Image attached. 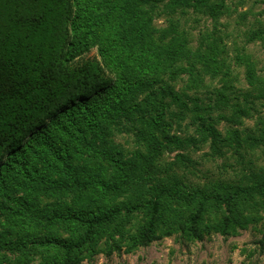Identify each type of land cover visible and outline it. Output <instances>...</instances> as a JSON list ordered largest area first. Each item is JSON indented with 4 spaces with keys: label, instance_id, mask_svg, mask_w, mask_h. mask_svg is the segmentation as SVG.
<instances>
[{
    "label": "trees",
    "instance_id": "16d2710c",
    "mask_svg": "<svg viewBox=\"0 0 264 264\" xmlns=\"http://www.w3.org/2000/svg\"><path fill=\"white\" fill-rule=\"evenodd\" d=\"M233 3L0 0V194L14 182L47 185L61 194L77 189L82 195L79 200L94 194L93 204L103 203L111 194L125 196L98 214L60 206L51 207L48 218L38 208L12 211V225L0 231V264H12L8 255H22L27 261L16 264H29L33 253L44 256L38 264H81L79 254L85 250L94 255L103 239L109 255L120 253L122 247L132 253L165 236L179 235L192 242L213 234L238 237L241 230L259 222L240 205L264 197V174L255 172L253 163L239 151L235 150L236 161L247 184L213 180L194 185L188 172L196 168L188 153L158 165L172 149L190 144V139L173 131L187 118L203 137L217 138L211 112L231 105L234 114L242 117L244 103L251 106L249 110L255 103L254 94H247L243 106L230 104L231 35L228 25L220 27ZM178 8L182 14L192 9L213 22L212 30L200 33L196 47L191 46L190 33L181 28L179 18L172 16ZM162 17L168 23L164 30L154 25ZM258 37L256 32L251 41ZM233 52L234 63H246L248 79L259 84L249 57L238 46ZM257 124L264 135V121ZM121 132L135 133L140 142L131 157L109 149L108 137ZM230 134L239 137L238 131ZM217 150L214 145L213 154ZM85 153L95 166L108 163L113 181L78 179L74 160ZM262 203L264 209V199ZM15 215L28 219L31 229L36 223L38 236L25 229L28 237L14 238ZM135 218L141 222L130 232L127 225ZM55 227L63 228L69 237H56ZM259 245L264 250V235Z\"/></svg>",
    "mask_w": 264,
    "mask_h": 264
},
{
    "label": "rangeland",
    "instance_id": "374dc122",
    "mask_svg": "<svg viewBox=\"0 0 264 264\" xmlns=\"http://www.w3.org/2000/svg\"><path fill=\"white\" fill-rule=\"evenodd\" d=\"M231 1H228L230 4ZM231 12L227 13L221 19V27L225 28L228 25V32L231 38L228 40L230 54L229 63L232 71L231 80L228 84L231 87L232 100L230 104L242 103L245 95L254 94L255 100L252 109L251 106H245V115L237 117L234 114V109L231 105H226L222 109L219 108L211 112L214 118L213 124L219 137H203L199 132L197 125H190V119L187 118L182 122L181 128L174 127L173 131L182 139H190V144H186L183 149H172L166 153L158 165H165L175 161L178 153H188L190 159L194 161L193 173L188 172V179L194 185H206L208 182L216 180L230 184L245 183L247 180L245 174H242L241 168L237 163V153L247 158L253 164L250 166L255 172H262L264 174V135L261 132V126L257 124L260 120L264 121V0H234L231 5ZM179 18L181 28L186 29L190 33L191 46L196 47L200 33L206 29H213L212 20L202 14L193 12L192 9L182 14L181 8H178L177 13L172 15ZM154 25L160 30L168 27V23L164 17L155 20ZM223 31V30H222ZM258 32V39L251 41L252 36ZM236 43L239 47L240 53L249 57L250 68L256 69V75L259 77L260 83L253 85L248 79L246 63L241 62L240 65L234 63L235 53L233 52ZM96 55V52L91 54ZM208 78V77H207ZM210 82V79H207ZM216 83L218 81H215ZM258 94H263L257 98ZM214 113V114H213ZM220 115V117H218ZM208 115V114H207ZM211 116V117H212ZM216 119V120H215ZM202 124V122H201ZM262 125V124H261ZM201 128V127H200ZM238 131L239 137L234 138L230 132ZM263 131V129H262ZM205 138V139H203ZM252 138L254 145L252 143ZM257 140V141H255ZM109 149L115 151L120 149L122 153L131 157L133 153L140 149V142L135 133L121 132L120 134H113L108 137ZM217 146L218 153L212 151V147ZM247 162V164H248ZM77 166L78 179L82 182H88L97 177H102L105 181H113V175L108 163L102 162L103 167L95 166V162L88 153L81 154L80 157L74 160ZM59 179L60 175H54ZM29 184L7 183L0 194V203L3 204L0 209L2 227L0 231L6 232L12 225L11 215L12 211H17L19 208L35 209L42 213H46L45 218L50 216L49 209L54 206H60L62 210L67 208H75L74 212L88 211L97 213L111 203L115 204L125 199L121 193L111 194L101 204H93L95 198L94 194H89L83 200H79L82 195L77 189L70 192L58 193L59 191L49 190L47 185H33ZM21 198H23L21 200ZM264 197H257L254 202L247 204L244 207L240 205L245 214L249 218L255 217L259 222L250 224L248 229L241 230L238 237L225 239L220 235L207 236L203 241H186L180 239L179 235L170 237H163L155 241L148 247L137 248L132 253L126 252V247H122V251H113L111 255L108 253V245L103 239L95 249L96 253L90 255L88 251H83L79 254L81 264H264V250L261 249L259 241L264 235L262 226L264 224ZM76 202L78 204H75ZM18 208V209H16ZM72 208V209H73ZM70 209V210H72ZM73 211V210H72ZM64 212V211H63ZM210 215V214H208ZM0 216V217H1ZM211 216H214L211 214ZM23 216L15 215L16 226L12 228L11 233L14 238L22 236L26 238L29 235H24L25 229H30L32 233L38 236L40 227L33 224V229L29 224V220L22 221ZM178 221V219H177ZM141 221L135 218L131 225H127L130 232H135L136 227ZM18 223V225H17ZM19 223L23 227L19 226ZM47 223H44L46 225ZM117 224L115 222L113 226ZM10 225V226H9ZM112 226V227H113ZM24 228V230H20ZM56 237L68 238L69 234L61 227L53 228ZM31 237V236H30ZM29 237V238H30ZM119 238V235H117ZM113 241H110L112 244ZM126 243V242H125ZM125 246V244L123 245ZM12 264H16L17 260L27 261L22 255H8ZM32 261L29 264H38L44 260V256L40 254H32ZM54 254L49 255L53 258ZM47 258V257H45Z\"/></svg>",
    "mask_w": 264,
    "mask_h": 264
}]
</instances>
